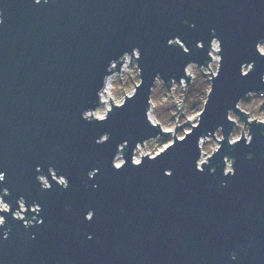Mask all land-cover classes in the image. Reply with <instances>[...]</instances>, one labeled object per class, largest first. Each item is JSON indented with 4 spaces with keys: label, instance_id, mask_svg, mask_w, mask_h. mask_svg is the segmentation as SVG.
<instances>
[{
    "label": "water",
    "instance_id": "obj_1",
    "mask_svg": "<svg viewBox=\"0 0 264 264\" xmlns=\"http://www.w3.org/2000/svg\"><path fill=\"white\" fill-rule=\"evenodd\" d=\"M0 14V264H264V121L239 106L264 90V0H0ZM213 39L197 123L134 160L172 131L149 118L155 81L187 85ZM126 54L140 82L88 115ZM231 111L250 140H230Z\"/></svg>",
    "mask_w": 264,
    "mask_h": 264
},
{
    "label": "rangeland",
    "instance_id": "obj_2",
    "mask_svg": "<svg viewBox=\"0 0 264 264\" xmlns=\"http://www.w3.org/2000/svg\"><path fill=\"white\" fill-rule=\"evenodd\" d=\"M213 45L216 50H214L213 52V59L210 63L211 68L206 66L201 68L196 63H190L187 66V72L192 76L190 78V82L187 85H183L182 87V84L187 83L185 78L181 79L182 83L180 81L174 80L172 82V85L169 86L160 77L157 78L151 90L148 115H150L151 118L154 119L153 123H159L164 131H172L166 135H158L156 137L146 139L143 142L144 145L139 143L134 153V160H139V158L142 155L147 154V152H149V155H154L162 150L170 142H172L174 138L176 123L178 125L180 124L176 130V135L178 137H183L185 132L191 129L192 124L197 123L199 113L203 109L204 102L210 89V73L206 74L204 72H210L211 69L212 71H216L219 63L218 42L215 40ZM258 48L260 49V51L261 49H264V38L259 42ZM124 59L125 60L120 66V71L118 69H115L110 75L111 89L104 93L106 101H102L100 95L99 104L94 109L88 111V115L93 114V116H104L107 109L112 104L110 96H112L115 103H121L126 94L132 93L136 85L135 83L140 82L139 69L137 67L135 57H132L131 59V56L127 55ZM249 68L250 66H246L245 71ZM172 86L173 89H170L172 88ZM183 88H186L185 92ZM175 98L177 99V103H179L178 107H181L180 102L183 99L182 113H180V115ZM239 106L243 110L249 112L250 119L256 117L258 120L264 121V90L251 92L250 95L247 94L240 100ZM230 117L236 121L232 133L230 134V140L234 141L240 137L242 133V127L244 128L246 139L250 140L251 135L248 134V125L244 123L243 119L233 111L230 112ZM188 118L191 120L192 124L190 123ZM221 136L222 131L219 128L215 132L216 138L214 137V135L209 134L202 139V143L200 144V161L207 160V156H210L214 149H217V147L219 146L218 139L222 138ZM122 161L123 154L122 151H119L115 158V162L121 163ZM231 169L232 160L226 159V170ZM41 179L44 184L48 183V179L46 176H41ZM58 179L61 180V177H58ZM3 207L8 208V204L0 196V208ZM21 208L23 210L27 209L23 202H21ZM33 208H35V205L31 206V209ZM15 214L17 216H19L20 214V217L25 216L24 211H19V213L18 211H15ZM0 216H2L1 213Z\"/></svg>",
    "mask_w": 264,
    "mask_h": 264
},
{
    "label": "bare ground",
    "instance_id": "obj_3",
    "mask_svg": "<svg viewBox=\"0 0 264 264\" xmlns=\"http://www.w3.org/2000/svg\"><path fill=\"white\" fill-rule=\"evenodd\" d=\"M186 73L188 74V72H187V68H186ZM110 89H111V78L109 77V78L107 79V81H106V85H105V87H104V89H103V91H102V94H101V100H102V101H106V97H104V93H105L106 91L110 90ZM149 114H150V112H149ZM149 118H150V120H151L152 122H154V119H152L150 115H149ZM201 143H202V142H200V144H201Z\"/></svg>",
    "mask_w": 264,
    "mask_h": 264
},
{
    "label": "snow or ice",
    "instance_id": "obj_4",
    "mask_svg": "<svg viewBox=\"0 0 264 264\" xmlns=\"http://www.w3.org/2000/svg\"><path fill=\"white\" fill-rule=\"evenodd\" d=\"M35 2H36V3H39L40 0H35ZM0 15H2V14H0ZM261 51H264V49H261ZM245 75H247V74H245ZM101 119H103V117H101ZM137 163H140V162L137 161ZM115 167H116V168H120L121 165L117 164ZM169 175H171V173H169ZM2 179H3V174L0 173V180H2ZM65 187H67V185H65ZM92 219H93V217H92L91 215H89V217H88V221H91ZM3 223H4V219H3L2 216H0V224H3ZM89 239H91V237H89Z\"/></svg>",
    "mask_w": 264,
    "mask_h": 264
},
{
    "label": "built area",
    "instance_id": "obj_5",
    "mask_svg": "<svg viewBox=\"0 0 264 264\" xmlns=\"http://www.w3.org/2000/svg\"><path fill=\"white\" fill-rule=\"evenodd\" d=\"M215 40H216V39H213V40H212V44H211V46H212L213 49H210V51H209V53L212 55V59H213V54H214L213 52H214V50H216V48H215L214 45H213ZM216 41H217V40H216ZM217 42H218V41H217ZM218 47H219V43H218ZM218 49H219V48H218ZM134 54H135V56H137V55H138V52H137L136 50H134ZM127 55H130V56H131V54H126L125 57H126ZM212 59H210V60L208 61V64H209V65H210ZM124 60H125V59H124ZM205 66H206V67H209V66H207V65H204V66H202V67H205ZM215 72H216V71H213V73H215ZM211 75H212V73H210V76H211ZM109 77H110V76H109ZM109 77H108V78H109ZM108 78H107V79H108ZM181 79H182V78H181ZM103 89H104V88H103ZM102 91H103V90H102Z\"/></svg>",
    "mask_w": 264,
    "mask_h": 264
}]
</instances>
